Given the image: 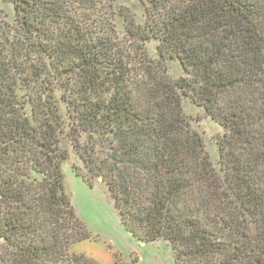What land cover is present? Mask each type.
Here are the masks:
<instances>
[{"label":"trees","instance_id":"16d2710c","mask_svg":"<svg viewBox=\"0 0 264 264\" xmlns=\"http://www.w3.org/2000/svg\"><path fill=\"white\" fill-rule=\"evenodd\" d=\"M7 1L0 264H93L72 253L89 234L65 189L68 141L140 242H168L177 264H264V0H138L143 24L116 0ZM118 17L126 49L110 37ZM35 56L30 77L17 65ZM186 98L224 130L216 166Z\"/></svg>","mask_w":264,"mask_h":264},{"label":"rangeland","instance_id":"374dc122","mask_svg":"<svg viewBox=\"0 0 264 264\" xmlns=\"http://www.w3.org/2000/svg\"><path fill=\"white\" fill-rule=\"evenodd\" d=\"M118 5L129 7L130 11L134 14L140 23H144V7L138 0H116ZM106 10H104L105 12ZM15 21L14 7L7 0H0V51L5 52V36L4 32L8 27H12ZM92 22V21H91ZM114 22V21H113ZM7 23V24H5ZM105 23V22H102ZM116 25L115 33H111V38L115 39L121 48H129L130 45L126 40L125 21L120 20V17L115 18ZM8 25V26H7ZM102 34H106L103 28H99ZM157 42L151 41L146 45L149 55L157 60L156 56ZM123 50V49H122ZM143 53V52H141ZM133 51L132 54L139 56ZM126 55V54H125ZM28 57V56H27ZM39 56L28 58L27 66H19L20 69L29 68L30 77L33 75L30 66H39L41 63L38 60ZM34 60V61H33ZM169 62V74L174 79L187 77L181 65L177 60ZM20 69L18 71H20ZM58 81V78H56ZM43 81V82H42ZM59 82V81H58ZM39 89L49 87L44 78L39 82ZM31 92L26 90L19 91V97L22 101L26 100L25 95ZM35 93L37 91L35 90ZM62 92H54L55 106L60 109L63 105L60 104ZM56 99L58 102H56ZM27 114L31 116V106H26ZM183 110L187 118H189L193 129L200 133L208 144L207 150L210 154L211 160L214 165L217 164V145L216 139L224 130L219 128L211 119L206 116L203 108L194 104L190 99L183 100ZM68 148L70 151V160L63 167L65 175V189L70 196L72 204L75 208L76 214L81 222L85 225L89 238L76 244L72 248V253L84 256L93 264H114L115 255L123 256L128 263L135 261V264H177L174 258V253L171 245L166 241H158L153 243L140 242L134 235L129 232L121 222V218L116 209L115 202L108 190L107 184L100 179L95 182V185H89L84 179L76 172L73 165H78L81 170H85L84 165L80 162L79 157L73 150L70 141ZM85 174V171H83Z\"/></svg>","mask_w":264,"mask_h":264}]
</instances>
